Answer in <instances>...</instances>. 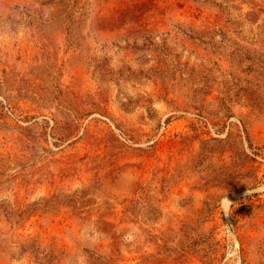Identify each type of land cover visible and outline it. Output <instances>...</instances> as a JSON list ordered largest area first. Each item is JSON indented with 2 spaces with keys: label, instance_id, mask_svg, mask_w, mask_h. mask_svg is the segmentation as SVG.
Here are the masks:
<instances>
[{
  "label": "rangeland",
  "instance_id": "1",
  "mask_svg": "<svg viewBox=\"0 0 264 264\" xmlns=\"http://www.w3.org/2000/svg\"><path fill=\"white\" fill-rule=\"evenodd\" d=\"M0 264H264V0H0Z\"/></svg>",
  "mask_w": 264,
  "mask_h": 264
}]
</instances>
